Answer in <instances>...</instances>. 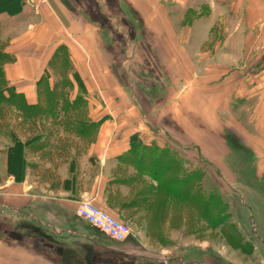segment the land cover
<instances>
[{"label":"crops","instance_id":"1","mask_svg":"<svg viewBox=\"0 0 264 264\" xmlns=\"http://www.w3.org/2000/svg\"><path fill=\"white\" fill-rule=\"evenodd\" d=\"M80 1L51 0L35 6L27 0H0V10L7 8L0 11V17L12 23L7 51L15 57L6 72L25 92L30 104H36L37 81L49 76L50 62L60 47L67 48L73 72L93 93L96 84L107 86L110 79L123 77V67L116 65L112 57L118 40L113 38L110 21L120 25L119 31L134 29V46L154 47L160 62H184L185 68H190L188 63L194 59L202 64L218 63L220 70L225 68V60H236L241 65L242 54L244 64L252 62L246 69L244 65L243 71L240 65L225 69L229 80L239 74L241 82L229 87L226 81L220 90L229 87L228 94L264 95V65L252 69L262 57H248L258 47H264V0H201L205 11L186 23L188 38L183 43L168 16L172 10L166 1L92 0V9H86ZM214 28L218 37L222 36L216 39L212 52L194 57L193 33L201 35L197 43L200 47L210 40L209 31ZM14 30L19 31L13 34ZM123 37L127 40L130 34L126 32ZM22 80L29 81V86H21ZM190 86L193 88L192 83L183 88L186 99ZM262 103L259 117L264 126ZM98 106L89 102L90 119L100 120L96 144L101 148L115 131L109 128L108 118L97 115ZM204 122L208 127L209 123ZM187 128L186 125V134L190 132ZM254 148L256 153H264L262 141ZM126 149L114 144L109 151L82 153L79 158L76 153H40L38 159L39 153H33L39 165H28L22 181L8 173L7 155L0 159V264H202L193 258L181 259L185 248L168 260H155L140 246L137 229L130 226L148 223L146 230L151 237L160 236L159 231L170 237L164 232L166 224L175 231L182 230L176 226L177 205L184 209L186 221L188 209H193L192 190L189 187L187 195L186 183L177 181L176 156L190 161L192 157L187 153H122ZM38 168L47 173L43 179L34 176ZM161 196L165 198L162 208ZM83 199L94 200L127 223L131 229L127 240L116 241L80 217L76 207ZM183 231L184 239L192 237L186 229Z\"/></svg>","mask_w":264,"mask_h":264},{"label":"rangeland","instance_id":"2","mask_svg":"<svg viewBox=\"0 0 264 264\" xmlns=\"http://www.w3.org/2000/svg\"><path fill=\"white\" fill-rule=\"evenodd\" d=\"M162 1H166L172 10L168 16L174 22L177 37L180 42H185L188 38L186 23L194 21L205 11L200 5L201 0H187L186 3ZM80 2L86 9L94 8L92 0ZM108 23L114 30L113 38L118 40L111 56L116 65L123 67L120 70L122 78L109 80V83H115L116 87L109 83L107 86L99 83L94 86L96 93H93L81 79L71 77L74 71L73 67L71 69V63L57 60L53 64L54 68L49 69L48 78L45 77L42 84L36 88V103L40 106L32 110V115H25L10 104L0 106L1 117L3 116V119H0V159L4 160L8 155L6 148L12 142V136L19 137L26 144V161L28 165L35 167L39 165L36 160L39 159L40 153H76L79 158L82 153H104L105 150L113 148L114 144H119L121 148L127 146L122 153L145 152L143 147L134 152L132 142L135 140L142 146L151 145L171 149L174 153H187L192 157L193 169L197 171L198 168L204 172L201 181L205 192L219 195L224 202L222 212L218 214L223 218L222 224L225 223V228L217 223L216 211L208 210L206 223L205 220L198 219L194 209H188L186 221H183L184 209L178 204L176 226L182 230L175 231L170 224H166L164 232L170 237H164L161 231L160 236L151 237L146 230L148 223L137 222L130 225L137 229L140 246H144L145 252L153 254L155 260L160 262L178 255L177 251L185 248L186 254L183 258L178 256V259L193 258L202 264H264V153L254 151L255 145H260L261 141L264 144V126L259 117L264 95L227 93L230 86L237 81L241 82V75L237 74L238 77L229 80L225 70L232 65L238 67L240 64L236 60H225L226 66L220 70L217 69L218 63L202 64L194 59L192 64L188 63L192 65L190 68H185L184 62H160L154 47L146 44L134 46V29L127 27L119 31L120 25L115 21ZM11 26L12 23L9 24V21L0 17V48L3 51L7 50L12 38ZM19 30H14L13 34ZM126 32L130 37L124 40L123 35ZM209 32L210 40L200 47L197 43L202 37L199 33H193L191 38L194 57L210 54L216 39L222 36L218 37L215 28ZM252 55L262 57L260 62L253 64L252 69L258 66L261 68L264 65V47H258L248 57ZM241 60L242 71L252 63L248 61L244 64L246 59L242 54ZM0 63L5 64L6 68L12 61L2 60ZM125 71L128 78L124 75ZM8 79L10 85L14 86L17 92L24 94L30 103L25 92L17 88L11 78ZM226 81H229V87H225V91L220 90L222 85L227 84ZM127 82L131 86H128ZM191 83L193 88H188L190 92H187L186 99L185 94H182L183 88ZM29 84V81L22 80L20 85L25 88ZM44 85L54 92L55 98L57 97L55 101L51 102ZM5 95L10 97V91ZM78 97H82V102L77 101ZM174 99L176 100L173 101ZM89 102L98 103L97 115H104L103 119L108 118L109 128L115 131L114 136L107 137L106 145L101 148L96 144L98 139L92 143L96 136L98 138L100 125L97 122L100 123V120L95 122L90 119ZM69 105L73 107H68ZM50 119L51 122L48 123ZM79 119L93 122L86 130L85 136L75 133L74 128L65 125L66 122L72 121H76L75 124L80 123ZM204 121L209 123L208 127L204 125ZM186 125L191 133L186 134ZM210 128L214 129V132ZM159 152L154 150L151 153ZM33 153H39L38 159H34ZM34 176L43 179L47 173L38 168L34 171ZM164 202L165 198L161 196L160 208ZM231 224L241 237L240 244L244 246H236L239 245L236 239H228L232 234V228L229 226ZM222 227L226 231L225 234L224 230L221 231ZM183 229H186L187 233L190 232L192 237L184 239Z\"/></svg>","mask_w":264,"mask_h":264},{"label":"trees","instance_id":"3","mask_svg":"<svg viewBox=\"0 0 264 264\" xmlns=\"http://www.w3.org/2000/svg\"><path fill=\"white\" fill-rule=\"evenodd\" d=\"M2 10L7 9L6 7H1ZM0 10V11H2ZM6 48V46H5ZM4 52V53H3ZM8 55H10V58L8 59ZM14 55L9 53L6 49L3 51L0 48V62H2V60H6L9 62H13L14 61ZM61 59V62H65V63H70L69 57H68V50L66 47H60L58 48V50L56 51L52 61L50 62L49 68H54L53 64L57 61ZM72 69V66H71ZM72 75L74 79H76V77L78 79H80L76 73L72 72ZM48 78V76H42L40 77V79H38L37 81V87L39 86V84H42L44 78ZM70 77V76H68ZM80 85V82H78ZM51 88L49 86H45L44 85V90L47 92V94L50 96V100L51 102L55 101V99H57V97L55 98L54 96V92L52 90H50ZM11 93L10 97H7L5 94L7 92ZM38 92V91H37ZM14 98H11V97ZM38 96V95H37ZM26 97L24 96V94L17 92L16 89L14 88V86L10 85L7 73H6V68H5V64H1L0 63V106L1 105H12L15 106L17 109L21 110L25 115H32L31 113L32 110H36V107H39V103H36L34 105H31L30 103H28V101L25 99ZM80 100V102H82V97H78ZM10 99V100H9ZM39 102V101H38ZM39 105V106H38ZM68 107H73V106H68ZM2 111V108L0 107V112ZM73 111V110H71ZM68 112V111H67ZM39 113V112H38ZM36 113V114H38ZM40 114V113H39ZM38 114V115H39ZM0 119H3V116L1 117V113H0ZM0 120V121H1ZM75 120V119H74ZM80 123L78 122L77 124H75L76 121H72V122H66L65 125L67 127H72L75 130V133L80 134L81 136H85L86 130L90 127V125H93V122L88 123L85 122L83 119H79ZM98 125H100L99 122H97ZM68 129V128H67ZM99 129V128H98ZM97 136L95 138V140L92 141V143L94 141H96ZM11 143L10 145L7 146L6 148V152L8 153L7 155V171L10 175H13L16 180L18 181H22L24 179V175H25V169L28 165V162L26 161V157H25V151H26V144H24V142L19 138V137H14L12 136L11 138ZM36 141V140H35ZM34 141V142H35ZM32 142V143H34ZM91 143V144H92ZM151 146V145H150ZM147 145H141L140 143H138L137 140L132 142V147L134 149V152L139 151L141 147H143L144 150H146L145 152H141V153H148V151L151 153L152 151L156 150V151H160L159 153H174L171 149L168 148H158V147H150ZM127 153V152H126ZM176 166H177V173H178V178L177 181L178 183H186L187 185V195L189 193V187H191L192 190V207L193 209L196 211L198 219L201 220H205L206 223L208 222V215L207 212L208 210L210 211H216V221L218 224H222L223 223V218L219 217L218 212H222V208L224 207V202L222 201V199L219 197V195H215V194H209L206 193L205 190L203 189L202 186V173H204L202 170L197 168V171H195L193 169V163L188 160V159H184L182 156L177 155L176 156ZM182 191H184L182 189ZM217 224V225H218ZM225 224V223H224ZM224 224H222V226H224ZM231 226L232 230V234L230 236H228L230 240H237L238 242H236L239 245V247H242L244 245L240 244V236L238 235V233H236L235 227L233 224L229 225ZM225 228V226H224ZM222 227L221 231L224 232V234L226 233L225 229ZM234 242V244H236ZM251 248V247H250ZM252 249V248H251Z\"/></svg>","mask_w":264,"mask_h":264},{"label":"built area","instance_id":"4","mask_svg":"<svg viewBox=\"0 0 264 264\" xmlns=\"http://www.w3.org/2000/svg\"><path fill=\"white\" fill-rule=\"evenodd\" d=\"M27 1L31 5L38 6L40 4H47L51 0ZM76 213L116 241L123 242L127 240L131 234V229L127 223L107 212L92 199H83L79 201L76 207Z\"/></svg>","mask_w":264,"mask_h":264}]
</instances>
